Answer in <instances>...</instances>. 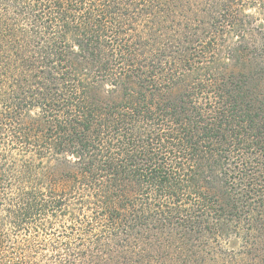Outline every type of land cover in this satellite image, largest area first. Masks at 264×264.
I'll return each instance as SVG.
<instances>
[{
  "label": "trees",
  "instance_id": "obj_1",
  "mask_svg": "<svg viewBox=\"0 0 264 264\" xmlns=\"http://www.w3.org/2000/svg\"><path fill=\"white\" fill-rule=\"evenodd\" d=\"M0 264H264V0H0Z\"/></svg>",
  "mask_w": 264,
  "mask_h": 264
}]
</instances>
